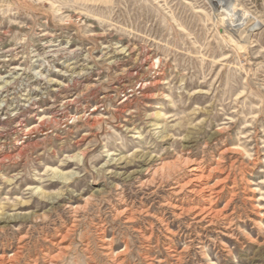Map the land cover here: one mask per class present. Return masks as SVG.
Instances as JSON below:
<instances>
[{"label":"rangeland","instance_id":"1","mask_svg":"<svg viewBox=\"0 0 264 264\" xmlns=\"http://www.w3.org/2000/svg\"><path fill=\"white\" fill-rule=\"evenodd\" d=\"M217 7L0 0V75L20 68L0 96V255L15 254L13 264H114L116 252L123 264H264V0ZM236 10L246 13L232 33ZM28 93L40 115L23 107L20 130L8 104ZM221 151L227 217L203 230L163 202L188 160L206 166ZM127 207L130 222L119 214Z\"/></svg>","mask_w":264,"mask_h":264},{"label":"bare ground","instance_id":"2","mask_svg":"<svg viewBox=\"0 0 264 264\" xmlns=\"http://www.w3.org/2000/svg\"><path fill=\"white\" fill-rule=\"evenodd\" d=\"M232 2L233 0H221L220 2L215 3V4L219 8H222V11L226 9L231 12ZM239 11L238 12L237 10L234 11L233 13L229 15L230 17L227 18L228 21L226 24L229 26H233V25L235 26L230 31L232 33H235V28L240 25L237 23L238 20L242 22L243 19L245 18L243 16L245 15L246 12L241 13V11L240 12ZM234 23H237V24L235 25ZM48 45H49L48 51L50 53L51 52L56 53L58 51H61V46H59L58 44H48ZM61 54L63 53L61 52ZM109 57L114 58V55L113 56L109 55ZM65 61L66 63L63 65L64 73L66 74L68 73L71 75L72 73L75 72V70L77 69V66L75 65V62H69L68 59ZM19 69L20 68H12L8 72V74L0 75V96L2 95L3 92L8 90V87L14 82L15 79H18L20 77L19 71H18ZM49 81H50L49 83L51 84V86L52 85L54 86L56 84V81L53 79ZM23 95L24 97L20 99L22 100V103H19V102H18L19 104L14 103L15 105L11 103L8 104L14 112L13 115L16 121L17 129H20V130L25 126V123H26L23 118V114H22L23 107L24 109L26 108L25 110L30 112L33 117H38L40 115V112H38L37 110L38 106L33 108V104L36 105V103H35L34 98L31 96V93L23 94ZM69 101H66V102L69 103ZM1 110H2V107H0V111ZM40 111L41 113L43 112V110H40ZM222 153H223L222 151L218 153L219 154L218 158H215L214 161L212 162L210 161L211 163L206 166L202 162L203 159L201 160V159L195 158L192 160H188L187 163H185L186 164L185 174L180 179L175 180L170 185L169 187L170 189L168 188L169 195L167 198L166 197L164 198V202H163V205L169 208L173 212V216L177 218L188 216V218L190 217L191 224L197 225L199 228L203 230H207L208 228L212 227L218 218L227 217V214L224 210L226 206H224V209L223 207L222 209L219 208L220 198L222 197L225 190L228 187H230L228 186V181L230 179L229 173H226L225 168L223 167L224 164L222 165L224 161V160L222 161L223 159ZM119 214L123 215V218L125 219L126 222H130L133 219V214L132 212H130L128 207L125 208V210L123 209V211L120 212ZM102 241H103V249H105L106 251L112 252V245L110 241L105 237L101 240V242ZM172 253L175 256V255H178L180 252L178 249H172L171 254ZM16 254L18 253L16 252ZM14 255L15 254L8 255V256L0 255V264H13L14 257H15ZM113 257L115 260L114 264H123V259L120 253L116 252L115 255H113ZM53 260L54 259H52L50 262L52 263Z\"/></svg>","mask_w":264,"mask_h":264},{"label":"built area","instance_id":"3","mask_svg":"<svg viewBox=\"0 0 264 264\" xmlns=\"http://www.w3.org/2000/svg\"><path fill=\"white\" fill-rule=\"evenodd\" d=\"M204 1H206V2H212V3H218V2H220L221 0H204Z\"/></svg>","mask_w":264,"mask_h":264}]
</instances>
